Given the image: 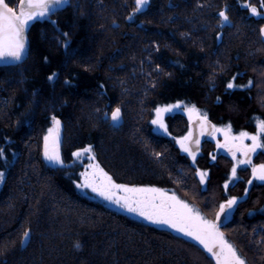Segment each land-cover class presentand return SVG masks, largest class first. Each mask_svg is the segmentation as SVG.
I'll list each match as a JSON object with an SVG mask.
<instances>
[{"label":"trees","instance_id":"trees-1","mask_svg":"<svg viewBox=\"0 0 264 264\" xmlns=\"http://www.w3.org/2000/svg\"><path fill=\"white\" fill-rule=\"evenodd\" d=\"M5 2L18 11L19 0ZM136 8L135 0H64L29 25L22 60L0 61V264H216L194 240L83 193L85 156L72 154L91 145L117 183L170 190L213 220L223 201L244 195L245 180L226 192L229 162H211L212 141L192 162L177 143L189 132L185 115L166 117L168 135L151 121L157 107L182 102L217 127L256 133L264 8L261 0ZM53 117L63 165L44 156ZM197 169H209L205 186ZM263 211L264 186L254 187L221 231L246 264H264Z\"/></svg>","mask_w":264,"mask_h":264},{"label":"snow or ice","instance_id":"snow-or-ice-1","mask_svg":"<svg viewBox=\"0 0 264 264\" xmlns=\"http://www.w3.org/2000/svg\"><path fill=\"white\" fill-rule=\"evenodd\" d=\"M137 8L147 3V0H135ZM62 3V0H19L18 11L8 6L5 0H0V61L11 59L12 61H20L24 58L27 50L26 31L29 25L38 19L44 18L53 11L56 5ZM253 14L259 15L256 7L248 5ZM261 7L264 8V0H261ZM223 21H228V16L224 11L219 13ZM56 74L53 73V76ZM52 79V77H49ZM249 81V85H251ZM235 85L229 83L228 88ZM248 85L244 86L247 87ZM181 108V104L167 105L157 107L155 109V118L151 121L164 132L168 131L164 117L166 113L172 112L174 109ZM191 120L195 115L199 121L200 134L208 132V135L214 136L217 132L224 134V142L217 141V148L226 149L236 161L231 169V176L225 182L224 188L227 189L229 183L237 176V168L241 165L252 166V177L254 179L264 181V164L252 165V154L259 149H264V120L257 121V131L250 134L241 131L238 135L231 134V125L225 128H217L210 125L207 114L201 113L195 106L185 109ZM121 110L117 107L111 113V119L114 122L119 121ZM209 128L211 129L209 131ZM192 131L180 138L179 143L181 149L192 158L195 163L197 153L199 152L200 139L197 137L192 140ZM250 140V144H246L245 140ZM195 144V150L191 144ZM237 153L244 158L237 159ZM77 160L87 156L91 161L83 172L80 173L82 180L77 187L80 189H90L93 193L105 200L110 201L126 209L130 213H135L144 219L157 224H164L176 231L183 233L185 236L197 241L203 248L215 259L216 264H246L241 258L234 246L228 242L223 232L220 231L218 223L222 215L237 204L238 197H231L226 202L219 205V211L216 212L214 221L206 219L201 212L190 206L185 201L179 199L175 193L171 195L168 192L155 187H135L126 184L117 183L111 175H109L98 163L95 162L96 157L93 153L92 146H86L77 150L72 154ZM3 156V150L0 149V157ZM44 156L47 160L63 165L64 160L60 153V121L53 117V127L48 129V134L44 137ZM216 156L212 155V160ZM200 183L203 184L208 176L207 171L197 169ZM3 179V173H0V180ZM249 184L252 180L248 181ZM247 191V190H246ZM28 236V232L24 233ZM78 246V245H77Z\"/></svg>","mask_w":264,"mask_h":264},{"label":"flooded vegetation","instance_id":"flooded-vegetation-1","mask_svg":"<svg viewBox=\"0 0 264 264\" xmlns=\"http://www.w3.org/2000/svg\"><path fill=\"white\" fill-rule=\"evenodd\" d=\"M216 127H217V125H216ZM217 128H219V127H217ZM212 137L213 136H211V138L209 140H207V141H212L214 143L213 149L208 151V156H209L211 162H215V161L217 162V161L222 160V159H226L229 162V171H228L227 176L225 177V180H224V184H225V182L228 181L230 176H231V169H232L233 165L236 163V161L232 158L231 154L226 151V149L217 148V144L214 142ZM203 144H202V146H203ZM202 146H201V148H202ZM212 155L216 156L215 160H212ZM240 155H241L240 153H237V159L240 157ZM243 158L244 157L242 156V159ZM251 159H252V165L264 164V149L257 150V152L252 155ZM202 171H207L208 176H209V173H210L209 169H204ZM208 176L206 178V181L203 183L204 186L207 184ZM240 180H245V182H246V189L244 191V195L242 197H238L239 199H238L237 206H236V209H235L234 213L232 214L230 219L223 226L220 227V231H222V229L225 226H227V225L232 223V219H233V217L235 216V214L237 212V208L239 207V203H240V201L242 199L245 198V196L247 195L248 191H251V189L254 188V187L264 186V181H259V180H256V179H254L252 177V166L251 165H241V166H239L237 168V176H236V178L232 179V181H231V183H229V186H228L227 189L224 188V184H223V188L226 190V192L227 191L228 192H232L233 191V186H235L236 183H238V181H240ZM249 180H252L251 184L248 183ZM226 201L227 200L223 201L222 203H224ZM218 211H219V209H218ZM215 218H216V215L214 216V219L211 220V221H214Z\"/></svg>","mask_w":264,"mask_h":264},{"label":"rangeland","instance_id":"rangeland-1","mask_svg":"<svg viewBox=\"0 0 264 264\" xmlns=\"http://www.w3.org/2000/svg\"><path fill=\"white\" fill-rule=\"evenodd\" d=\"M148 2H149V0H147V3L146 4H144L143 6H141V8H144L147 4H148ZM254 15H256V14H254ZM256 16H258V15H256ZM263 35H264V30H263ZM177 103H180L181 104V108H179V109H174L172 112H170V113H166L165 114V117H164V121H165V119H166V117L168 116V115H170V114H174V113H181V114H183V115H185L186 116V118L189 120V121H191L193 118H195V115L193 116V118L190 120L189 119V114H188V112L185 110L186 108H191L192 106H189V105H187V104H184V103H182V102H177ZM177 103H173V104H168V105H174V104H177ZM163 106H167V105H163ZM163 106H159V107H163ZM198 109V108H197ZM201 112V111H200ZM155 118V117H154ZM165 124H166V122H165ZM219 128H224V127H219ZM153 129H154V131L156 132V133H159V134H163V135H168V131L167 132H164L163 131V129H160L157 125H154L153 124ZM231 134L232 135H238L239 133H233L232 132V130H231ZM250 134H253V133H250ZM255 134V133H254ZM180 139V138H179ZM178 139V140H179ZM212 139L214 140V142L217 144V141H219L220 143H223L224 142V134L222 133V132H217V133H215V135L212 137ZM177 140V141H178ZM246 144H250L251 143V141L250 140H245L244 141ZM178 145H179V143H178ZM180 146V145H179ZM181 148V147H180ZM182 150V149H181ZM183 151V150H182ZM184 152V151H183ZM186 153V152H185ZM198 155V154H197ZM238 159H242V155H240V157L238 158ZM84 160H86V162L84 163L85 165H84V167H83V170L81 171V172H83L84 170H85V167L91 162V161H89L88 160V158H87V156H85V158H84ZM199 170H201V169H199ZM202 171V170H201ZM198 175V174H197ZM199 177V176H198ZM81 180H82V177L80 176V180L77 182V184H79L80 182H81ZM257 180V179H256ZM260 181V180H259ZM129 186H132V185H129ZM135 187H151V186H135ZM155 188H157V187H155ZM80 189V188H79ZM159 189H161V188H159ZM83 193H86V194H91V195H94L95 197H97V198H99V199H101V200H103V201H105L108 205H110V206H112V207H115V208H118V209H121V210H123V211H126L127 213H129V214H131V215H133V216H135V217H138V218H141V219H143V220H146V219H144L143 217H141V216H139V215H137V214H135V213H130V212H128L126 209H124V208H122V207H120L119 205H117V204H115V203H112V202H110V201H107V200H105L103 197H100V196H98L97 194H95V193H93L90 189H80ZM162 190H164V191H166V192H168V194L169 195H171L172 193H174V192H172V191H170V190H166V189H162ZM176 194V193H175ZM176 196L179 198V199H181V200H183L182 198H180L177 194H176ZM183 201H185V200H183ZM186 202V201H185ZM187 203V202H186ZM189 204V203H188ZM190 205V204H189ZM190 206H192V205H190ZM193 207V206H192ZM202 214V213H201ZM203 215V214H202ZM204 216V215H203ZM205 217V216H204ZM206 218V217H205ZM207 219V218H206ZM209 220V219H208ZM146 221H148V220H146ZM211 221V220H210ZM148 222H150V223H152V224H154V225H157V226H160V227H165V228H168V229H170V230H172L173 232H175V233H177V234H180V235H183V236H185L183 233H180V232H178V231H176L175 229H172V228H170L169 226H167V225H164V224H157V223H153V222H151V221H148ZM185 237H187V236H185ZM188 238H190V237H188ZM226 238V237H225ZM190 239H192V238H190ZM227 239V238H226ZM193 240V239H192ZM228 240V239H227ZM195 241V240H194ZM195 242H197V241H195ZM228 242L229 243H231L229 240H228ZM198 243V242H197ZM199 244V243H198ZM232 244V243H231ZM200 245V244H199ZM202 246V245H201Z\"/></svg>","mask_w":264,"mask_h":264},{"label":"water","instance_id":"water-1","mask_svg":"<svg viewBox=\"0 0 264 264\" xmlns=\"http://www.w3.org/2000/svg\"><path fill=\"white\" fill-rule=\"evenodd\" d=\"M64 0H62L63 2ZM61 4L59 5H56L55 8H57L58 6H60ZM54 8V9H55ZM26 40H27V45L26 47H28V38H27V33H26ZM25 56V55H24ZM6 60H11L10 58L9 59H6ZM6 60H3V61H6ZM208 118V122L210 125H215L216 124L209 118ZM211 129L209 128V131ZM189 131H192V140L194 141L197 137L200 139V144H199V151L201 149V146L204 142H206L207 140H209L211 138L210 135H208V132H205L203 135L200 134L201 130H200V127H199V121L195 118H193L191 121H189ZM191 146L193 147V149L195 150V144L192 143ZM227 151V150H226ZM199 153V152H198ZM197 153V154H198ZM253 155V154H252ZM252 158V156H251ZM236 206L237 204L232 208L231 211L227 212V215H222L221 216V219L220 221L218 222L220 224V227L223 226L229 219L230 217L232 216V214L234 213L235 209H236ZM210 255V254H209ZM211 256V255H210ZM212 257V256H211Z\"/></svg>","mask_w":264,"mask_h":264},{"label":"built area","instance_id":"built-area-1","mask_svg":"<svg viewBox=\"0 0 264 264\" xmlns=\"http://www.w3.org/2000/svg\"><path fill=\"white\" fill-rule=\"evenodd\" d=\"M15 5H18L17 3Z\"/></svg>","mask_w":264,"mask_h":264}]
</instances>
